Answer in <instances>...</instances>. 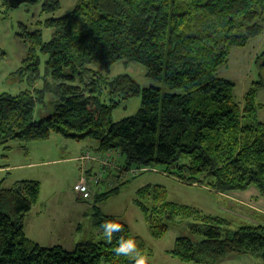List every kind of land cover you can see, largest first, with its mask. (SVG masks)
Segmentation results:
<instances>
[{
  "label": "trees",
  "instance_id": "16d2710c",
  "mask_svg": "<svg viewBox=\"0 0 264 264\" xmlns=\"http://www.w3.org/2000/svg\"><path fill=\"white\" fill-rule=\"evenodd\" d=\"M59 4L42 0L41 12H54ZM263 14L264 0H77L62 16L37 22L39 28L21 25L18 36L26 52L17 72L28 88L17 95L0 93V146L10 149L6 144L16 141L26 150L27 144L44 141L50 133L75 142L92 140L97 143L92 152L114 149L124 158L118 162L123 167L161 165L178 181L204 182L216 193L253 185L264 199V122L257 113L262 104L255 102L260 82L248 88L240 105L232 92L234 83L217 76L230 48L244 47L262 34ZM42 28L51 31L47 41ZM40 55L46 57L42 75ZM263 58L264 52L256 61ZM121 61L139 64L147 78L167 91L158 85L141 88L121 74L104 82V102L98 93L101 75L92 66L108 71ZM134 95L140 96L137 111L112 120L120 101L113 97ZM45 96L51 113L35 120V105ZM117 191V186L101 193L90 189L91 224L102 237L68 250L42 246L25 235L23 222L38 199V181L0 186V264H132L114 254L121 236L134 238L150 255L141 237L99 210L96 203ZM134 202L154 238L163 237L175 218L192 222L190 236L175 238L168 251L182 263L213 264L243 254L264 263L260 224L229 231L227 219L169 201L161 185L142 186ZM109 220L123 225L110 244L102 233V224Z\"/></svg>",
  "mask_w": 264,
  "mask_h": 264
},
{
  "label": "rangeland",
  "instance_id": "374dc122",
  "mask_svg": "<svg viewBox=\"0 0 264 264\" xmlns=\"http://www.w3.org/2000/svg\"><path fill=\"white\" fill-rule=\"evenodd\" d=\"M76 1L59 0V9L43 13L40 8L42 0L23 2L15 7L6 3L5 0H0V93L17 95L20 91L28 88L26 81L19 78L17 72L26 52L25 44L18 36L21 25L25 26L27 30L39 28L37 22L50 17L62 16L73 9ZM262 22L264 27V14ZM41 31H43V40L47 41L51 36V31L43 28ZM263 52L264 29L261 35L250 39L246 46L230 48L226 64L218 67L217 70L218 77L229 79L234 83L232 92L236 103L240 105L243 104V97L248 88L254 83L260 82L255 96V102L262 104L257 111L260 122H264V65L262 64L264 58L258 62L256 60ZM45 58L40 55V75L44 71L43 61ZM92 68L101 75L98 82V93L104 102H108V90L104 82L121 74H127L141 88L158 85L162 90L167 91L164 84L155 83L147 78L144 68L134 62L129 64L122 61L115 62L108 71H105L100 65L92 66ZM37 84H41V81H38ZM113 99L120 100L111 113V119L114 121L133 115L139 108V95L123 100L114 96ZM49 100V96H45L44 102L35 105V120H41L51 113ZM6 145L10 149L0 146V186L10 187L14 182L23 179L39 182L38 199L26 214L23 222L28 237L38 238L42 242V246L45 245V247L61 245L68 250L75 243L88 239L97 240L102 237L91 224L90 213H92L94 204L93 199L88 198L89 200L86 202L89 209L87 206H77L74 198L80 197L72 190V185L78 180L81 171L77 158L85 151H94L93 148L97 143L92 140L75 142L68 138L65 139L59 134L50 133L48 139L33 141L26 145L27 150L19 147L20 145L16 141H10ZM118 162L122 164L124 158L117 157ZM29 163L34 164L28 167L22 166V164ZM91 166L94 167V172L99 170L98 166ZM85 167H90V165L87 164ZM149 184L164 186L166 197L171 202L199 208L204 214L227 219L230 222L229 231L242 224L256 223L264 227V219L259 220L251 215L250 219L245 218L248 211L243 206L227 200L226 196L211 190L204 182L201 184L182 183L172 174L164 173V167L161 165L148 166L146 171H137L135 175H128L126 178L117 177L116 171L109 169L103 174L101 182L90 186L91 192L101 193L115 186L118 191L96 204L103 214L124 222L131 233L141 237L146 250L150 252L151 264L194 263H182L168 254L174 245L175 238L190 236L188 225L192 222L189 219H173L161 238H154L149 233L142 212L134 202L136 191ZM82 211H87V215L80 217ZM76 223L81 225L78 230L74 229ZM247 257L249 258L245 259L257 262V264H264L258 258L248 255Z\"/></svg>",
  "mask_w": 264,
  "mask_h": 264
},
{
  "label": "built area",
  "instance_id": "2783aa9c",
  "mask_svg": "<svg viewBox=\"0 0 264 264\" xmlns=\"http://www.w3.org/2000/svg\"><path fill=\"white\" fill-rule=\"evenodd\" d=\"M117 157L119 154L116 150H106L100 152H89L85 151L81 153L77 158V161L80 163L81 171L78 176V180L72 185V190L81 198L90 197V186L96 185L103 180V174L109 170H115L116 176L119 178H126L128 175L133 176L137 171H146L145 167H123L117 163ZM96 165L99 170L97 172H91L87 174L86 171L88 167L85 165ZM93 183V184H92Z\"/></svg>",
  "mask_w": 264,
  "mask_h": 264
},
{
  "label": "crops",
  "instance_id": "0c3cea01",
  "mask_svg": "<svg viewBox=\"0 0 264 264\" xmlns=\"http://www.w3.org/2000/svg\"><path fill=\"white\" fill-rule=\"evenodd\" d=\"M96 147H97V145L93 148V150H96ZM74 161H76V159H74ZM33 164L32 163L22 164V166L28 167V166L33 165ZM22 166H19V167H22ZM92 167L93 166L88 167V170L94 171V167L93 168ZM220 194H223L224 196H226L227 200H229V201L231 200L236 205L243 206L248 211V215H245V218L250 219L251 218L250 215H251L252 217L257 218L259 220L261 218L264 219V199L262 198L261 194L258 192V190L254 186L248 187L247 189L241 190V191L230 190L229 192H224V193H220ZM88 200L89 199H82V198H78V197L74 198L75 204L77 206H80V207H86L87 206V208L89 209V206L86 205V202H88ZM86 215H87V211L86 212L82 211L80 217L86 216ZM76 224L77 225L75 226L74 229L75 230L80 229L81 225L78 223H76ZM24 232H25V227H24ZM25 235H26V232H25ZM26 237L31 239L35 243L43 245L42 242L39 241L38 238L33 239L31 237H28L27 235H26ZM244 255H245V257H244ZM245 258H249V257H247L246 254H243L240 256L232 255V256H227V257L221 258V260H219L213 264H254V263L257 264V262H254V261L252 262L249 259H245Z\"/></svg>",
  "mask_w": 264,
  "mask_h": 264
},
{
  "label": "clouds",
  "instance_id": "9594fccd",
  "mask_svg": "<svg viewBox=\"0 0 264 264\" xmlns=\"http://www.w3.org/2000/svg\"><path fill=\"white\" fill-rule=\"evenodd\" d=\"M122 231L123 225L114 220H109L102 224L103 239L109 244L112 242L114 234ZM113 251L117 257L124 256L129 258L132 264H151L148 253L139 249L134 238L119 237Z\"/></svg>",
  "mask_w": 264,
  "mask_h": 264
},
{
  "label": "water",
  "instance_id": "95a60500",
  "mask_svg": "<svg viewBox=\"0 0 264 264\" xmlns=\"http://www.w3.org/2000/svg\"><path fill=\"white\" fill-rule=\"evenodd\" d=\"M27 1H33V0H7V2L12 6L15 7L16 5L23 3V2H27ZM262 64L264 65V59Z\"/></svg>",
  "mask_w": 264,
  "mask_h": 264
}]
</instances>
